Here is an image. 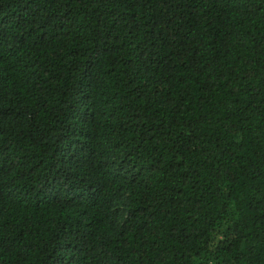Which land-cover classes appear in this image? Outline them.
<instances>
[{
    "label": "trees",
    "instance_id": "16d2710c",
    "mask_svg": "<svg viewBox=\"0 0 264 264\" xmlns=\"http://www.w3.org/2000/svg\"><path fill=\"white\" fill-rule=\"evenodd\" d=\"M0 264H264V0H0Z\"/></svg>",
    "mask_w": 264,
    "mask_h": 264
}]
</instances>
